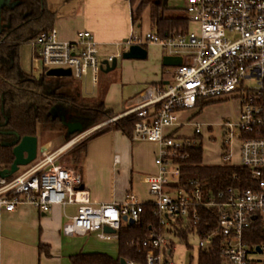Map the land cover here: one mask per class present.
Instances as JSON below:
<instances>
[{
  "label": "built area",
  "instance_id": "obj_1",
  "mask_svg": "<svg viewBox=\"0 0 264 264\" xmlns=\"http://www.w3.org/2000/svg\"><path fill=\"white\" fill-rule=\"evenodd\" d=\"M182 9L190 30L166 35L152 31L144 39L130 33L119 43L124 49L131 44H156L164 55L180 57V64L165 67L172 73L173 82L165 88L144 85L132 98V105L105 122L134 114L130 138L156 142L159 147L154 158L157 172L140 177L147 185L148 202L156 217L155 230L138 242L145 249L141 264H174L172 236L178 237L176 231L182 228L193 231L202 221L203 211H213L215 222L199 236L196 264L198 250L211 246L216 238L220 264H264V241L251 245L245 241L252 225L264 222V0H182ZM29 44L40 72L69 69L80 84L83 98L97 94L102 61L110 64L113 57H120L118 53L102 59L98 43L88 30L67 41L59 39L53 27ZM229 98H236L240 108L235 123L221 124L225 127L223 160L229 161L228 143L234 139L230 127H237L240 165L249 170L253 184L216 193L205 192L195 179L179 184L180 168L174 158L186 156L179 149L183 142L188 143V137H175L165 129L177 125L180 110ZM203 126L195 123L193 134L201 135ZM77 138L39 152L10 177H0V212L12 211L21 203L41 212L54 205L75 204L76 212L63 224V234L95 232L102 240L117 239L123 222L137 221L143 202L129 192L121 203L93 206L87 191L80 188V172L60 161ZM104 226L113 232L104 231ZM126 263L137 264L133 260Z\"/></svg>",
  "mask_w": 264,
  "mask_h": 264
},
{
  "label": "crops",
  "instance_id": "obj_2",
  "mask_svg": "<svg viewBox=\"0 0 264 264\" xmlns=\"http://www.w3.org/2000/svg\"><path fill=\"white\" fill-rule=\"evenodd\" d=\"M45 2L46 7L54 13L53 27L59 39L74 41L78 30L87 29L97 41L102 59L107 54H113L115 46L121 52L124 50L119 43L133 30V8L129 0ZM148 45L156 44H144L146 50ZM141 60L144 59H117L113 70H101L98 92L94 97L101 96L107 110L118 115L132 105V98L144 85L165 88L170 82L163 75L164 71L169 72L166 68L159 71L154 65ZM20 63L25 71L36 77L41 73L37 67L39 62L34 58V51L29 43L20 47ZM73 81L80 93L79 82L75 79ZM193 110H180L177 113V125L166 128L165 132H172L175 137H188L179 131L184 126H190L192 130L195 123H199L188 120L191 115L187 113ZM61 141L63 142L61 135L44 137L39 146L44 150H52L55 149L52 146L59 145ZM158 149L156 142L135 141L120 130H109L88 140L79 172L90 203L93 206L121 203L129 192L134 193L141 202H148L150 195L147 185L142 183L140 177L157 172L154 158ZM76 207L75 204L54 205L49 211L41 212L29 203H21L12 211L2 210L0 264H72L73 255L94 252L117 258V239H114V245L108 243L110 240L99 239L95 232L73 236L62 233L63 224L75 214ZM40 244L46 246L42 251L39 250Z\"/></svg>",
  "mask_w": 264,
  "mask_h": 264
},
{
  "label": "trees",
  "instance_id": "obj_3",
  "mask_svg": "<svg viewBox=\"0 0 264 264\" xmlns=\"http://www.w3.org/2000/svg\"><path fill=\"white\" fill-rule=\"evenodd\" d=\"M46 0H9L12 6L1 8L0 28V168L8 167L13 160L12 144L14 136L5 132L12 131L19 137L50 133L63 136V142L74 134H68L65 122L79 121L82 130H86L116 114L105 108L101 96L83 98L74 81L69 77L47 76L41 72L38 77L25 71L20 63V47L29 43L39 34L53 28L54 13L46 7ZM131 4L135 0H129ZM164 0H140L131 13L132 23L139 19L145 8L149 10V18L160 35L177 34L188 29L184 16L166 14ZM60 107L65 111L64 119L53 115L52 109ZM136 118L129 114L108 122L96 129L84 140L69 149L65 154L67 164L79 171V165L85 155L86 143L91 138L109 130H120L130 138ZM65 121V122H64ZM224 155L226 148L222 145ZM184 158H174L179 165V184L186 185L195 179L207 193H216L233 187L236 190L247 188L253 184L250 172L242 165L230 164L223 160L217 164L202 162L201 135L188 137L179 149ZM234 175V176H233ZM153 205L143 203V208L136 222L121 224L117 231L118 257L105 253H78L71 257L72 264H120V259L133 260L137 264L143 262L145 249L138 243L156 228V217L152 213ZM213 211L201 212V220L193 231L179 229L178 238L185 240L188 232L200 234L208 232L215 222ZM248 244L264 241V222L254 223L249 230ZM132 241L136 243H132ZM219 238H216L205 249H199L197 264H220L218 255ZM46 246L40 244L42 251ZM46 253L47 250H45Z\"/></svg>",
  "mask_w": 264,
  "mask_h": 264
},
{
  "label": "rangeland",
  "instance_id": "obj_4",
  "mask_svg": "<svg viewBox=\"0 0 264 264\" xmlns=\"http://www.w3.org/2000/svg\"><path fill=\"white\" fill-rule=\"evenodd\" d=\"M139 1L140 0H135L133 4H131L133 10L136 9ZM166 6H167V9L165 11L167 12L166 14L173 15L175 13L177 15L184 16V10L182 9V0H167ZM188 28H189L188 30H190L192 26L189 25ZM84 30L87 29H80L77 32ZM152 31H155V28L150 21L148 8H145L142 11L139 19L134 22L132 34L134 37H140V39H144L145 34ZM147 50H148L147 57L141 61L148 63L150 65H154L155 67L158 68L159 71L162 68L166 67V65H163L161 62V57L165 54V52L160 46L148 45ZM120 52L121 50L119 49V47L115 46V52L110 55L107 54L105 55V57L115 56ZM117 59L118 61L121 60V58H117ZM163 75H165V77H167L170 80V82H173L171 72L164 71ZM238 108H239L238 100L236 98H229L222 101H212V102L204 103L202 106H198L193 111L187 113L191 115L188 118L189 121H196L204 125L201 132L203 163L217 164L222 162V156L224 155V150L222 145L225 140V129H224L225 127H223L221 124L227 121L230 123H235L237 121ZM52 112L53 115H58L62 119L65 116V111L58 106L53 108ZM107 120L108 119L86 130H82L81 133H77L74 136H72L68 141H70L75 137L78 138L77 141L70 148H68V150L71 149L73 146L77 145L82 140H84L88 135H90L96 129L105 126L107 124L105 123ZM230 129L231 131L234 132V139H232L228 143L229 145L228 151L230 154L229 163L234 165H239L240 164V157L238 151L239 141L237 140V136H236L238 130L237 127L234 126H231ZM192 130L190 126H184L183 128L180 129L179 132H181V134H184V136L191 137L193 135ZM44 137L47 138L55 137V135L50 133L40 134V136L38 137V145H40L41 139ZM68 141L66 142L61 141L60 143H58L59 145H54V147L52 146V148H57L59 146H62ZM65 159L66 158H64L63 155L61 161L69 166V164H67ZM172 241H173V250L171 257L174 264H196V248L199 243V237L197 235L190 233L187 235L185 240L172 236ZM108 243L115 245L116 240L111 239Z\"/></svg>",
  "mask_w": 264,
  "mask_h": 264
},
{
  "label": "water",
  "instance_id": "obj_5",
  "mask_svg": "<svg viewBox=\"0 0 264 264\" xmlns=\"http://www.w3.org/2000/svg\"><path fill=\"white\" fill-rule=\"evenodd\" d=\"M163 2L165 4L167 0H164ZM4 5L12 6L13 3L9 4V0H0V15H1V8ZM0 28H1V18H0ZM146 56H147V50L146 48H144L143 45L131 44L120 53L119 58L145 59ZM180 62H181L180 57H171L166 55L162 57V64L166 66L178 65L180 64ZM116 63H117V57H113L110 64L106 60H103L102 65H104V67L101 66V70L104 72L111 71L115 68ZM45 74L47 76H53V77H69L70 70L63 68H52L46 70ZM65 125L68 134L82 132V124L79 121L65 122ZM5 133L12 134L14 136V139L10 143H7V144H12L13 160L8 167L0 168L1 178L10 177L14 173H16L20 167L25 166L30 162H32L36 158L39 152L44 151V149H42V147L38 145V139L35 135H24L19 137L17 133L12 131H8ZM80 188H82V186ZM122 219L124 221L127 220L125 216H123ZM127 222L131 224L134 221L132 219H128ZM103 230L106 232H113V230L108 226H104ZM120 264H127V263L124 259L121 258Z\"/></svg>",
  "mask_w": 264,
  "mask_h": 264
},
{
  "label": "flooded vegetation",
  "instance_id": "obj_6",
  "mask_svg": "<svg viewBox=\"0 0 264 264\" xmlns=\"http://www.w3.org/2000/svg\"><path fill=\"white\" fill-rule=\"evenodd\" d=\"M9 4H11L10 2H9ZM11 6V5H10Z\"/></svg>",
  "mask_w": 264,
  "mask_h": 264
}]
</instances>
